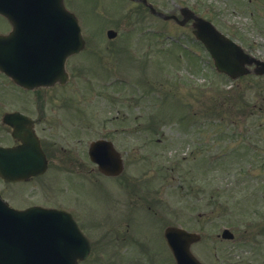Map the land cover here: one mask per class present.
<instances>
[{
    "label": "rangeland",
    "instance_id": "obj_1",
    "mask_svg": "<svg viewBox=\"0 0 264 264\" xmlns=\"http://www.w3.org/2000/svg\"><path fill=\"white\" fill-rule=\"evenodd\" d=\"M149 1L176 14L178 6L197 3L199 14L211 17L219 30L264 55V0ZM71 2L83 26L98 34L103 30V42H89L87 51L103 56L108 76L83 65L81 56L70 61V66L86 70L56 87L55 101L85 111L86 123L64 122L49 142L81 158V171L72 174L64 166H51L57 173L49 176L54 182L47 193L33 198L53 202L81 219L93 250L80 264H175L163 238L167 225L202 234L191 250L204 264H264V113L257 111L259 82L220 78L207 51L192 43L187 29L148 17L128 0ZM108 28L119 34L111 42L105 34ZM164 31L183 35L181 42L199 51V70H190L185 58L174 60V51L167 61L161 60L159 48H171ZM107 45L115 49L112 54ZM191 84H198L197 92ZM230 87L229 98L219 100L221 90ZM16 92L0 73V118L3 111L21 107ZM179 103L184 108L194 105L198 120L184 123L192 111L181 115ZM115 127L118 131L108 135ZM100 136L112 137L122 153L125 167L120 176L104 178L91 169L84 152ZM6 137L0 123V144L10 143ZM18 186L21 190V185L0 180V192L12 204L34 200L33 192L26 193L29 184L22 194ZM225 227L234 234L231 239L220 236ZM117 235L131 236L130 243L120 244L118 260L113 250Z\"/></svg>",
    "mask_w": 264,
    "mask_h": 264
},
{
    "label": "water",
    "instance_id": "obj_2",
    "mask_svg": "<svg viewBox=\"0 0 264 264\" xmlns=\"http://www.w3.org/2000/svg\"><path fill=\"white\" fill-rule=\"evenodd\" d=\"M9 11L24 14L39 11L40 14L35 16L49 19L46 29L55 30L57 34L65 33L70 40L55 47L27 46L19 42L16 23L13 22L8 35L0 34V70L26 88L65 82V59L79 51L84 42L75 15L65 9L63 0H0V13L9 14ZM157 14L163 18L174 17ZM195 20V34L211 52L216 67L231 75L243 73L241 67L247 61V55L208 21L199 17ZM114 35V31H108L109 37ZM22 117L17 112L4 116V121L13 127L12 135L21 141L12 147L0 146V177L8 181L39 174L46 167L38 139L29 127L19 124ZM105 143L95 141L91 144V158L105 173H119L121 160L112 165L107 153L99 154L97 151ZM108 167H113V171ZM164 236L177 264H202L190 250L191 243L200 238L197 233L168 226ZM223 236L232 237L228 230H224ZM66 241L68 244L65 246ZM88 253L89 243L70 213L36 206L17 210L0 197V264H77V260L84 259Z\"/></svg>",
    "mask_w": 264,
    "mask_h": 264
},
{
    "label": "flooded vegetation",
    "instance_id": "obj_3",
    "mask_svg": "<svg viewBox=\"0 0 264 264\" xmlns=\"http://www.w3.org/2000/svg\"><path fill=\"white\" fill-rule=\"evenodd\" d=\"M146 1L147 2H145V3L141 2V1H133V0L129 1V2L133 3V5H136L137 7L141 8L142 10H145L144 12H146L148 14V17L152 16L158 20H161L166 25L173 26L174 28L187 29L190 33V36L192 37V43H195L197 48H199V46H202L204 48L203 44L194 35V31H195L194 16L192 14L184 11L183 18L181 15H179L178 20H175L172 18L163 19V18L159 17L157 14H154L152 12L151 8H149V4L150 3L153 4V3L150 2L149 0H146ZM63 2H64V6L68 10L72 11L71 0H63ZM198 6L199 5L197 3L192 4L191 7L186 6V5L178 6V12L180 13L181 7L182 8L186 7L189 11L193 12L195 14V16L205 18L206 20L210 21L215 26L214 20L211 19V17H209L208 15L203 16L204 14L203 15L199 14L198 10L196 9ZM157 10H159V9H157ZM208 10H209V8H208ZM159 11H161V10H159ZM9 12H10L9 14H0V34L8 35L13 29V22H15L16 27H17L18 40H19V42H22L23 44H25L27 46L40 45L43 47L44 46H48V47L54 46L55 47L56 45L62 46L63 43H67V41L70 40L69 37L65 33L59 32V34H57L55 31L52 32L50 30H46L45 25H46L47 21H49V19L47 17H34V16H31L30 14H24L23 12H15V11H9ZM163 12H165L166 14H176V13H174V11H169L166 9H164ZM37 13L40 14L39 12H37ZM74 13L77 15V18H78V21L80 24V28H81V36H82L84 42H83L82 48L79 51L75 52L74 54L68 56L65 59L64 69L68 75L67 81L65 83L56 82V83L49 85V86H40V87H36V88H32V89H27V88H24L22 86H19V85H16L13 83L16 86L17 90L20 91V92H16V93L19 94V96H17V101L19 102L18 105H21V107L17 108V109L3 111L1 118H0L1 126H2L3 130L5 131L6 135L8 136V137H6V139L10 142V143H4L3 144L4 146H13V145L20 144V140L13 137V135H12L13 134V127L11 125H9L6 121H4V116L7 113L17 112L23 116L22 118H19V124L22 127H29L30 130L35 134L36 138L38 139L39 146H40V148L44 154L45 160H46V167H45L44 171L39 173V174L31 175V176L26 177L25 179L15 181V182H9V181L0 179L5 184H10L11 186L21 185L22 186L21 190L24 188V185L29 184L30 188L26 193L33 192V194L30 196V198H31V200L32 199H34V200H32L31 202L24 204V205H22L24 202L18 206L12 204L0 192L1 197L3 199H5V201L10 206L18 208V209H25V208L33 206V205H38V206H42V207H56V208H60V209H65L62 206L55 205V203H53V202L44 201L43 199L33 198V197L48 192V188L51 186V182L53 181L49 177L50 174H56L57 175V173H55L54 171H50L51 166H53V167L64 166L72 174H79L81 171L82 159L79 157H76L75 154H72L70 152V150L65 149L63 146L58 147V149H60V150H58L55 141L49 142V137L50 136L53 137L55 134H58L57 130L62 128L61 126L63 125L64 122L68 123V122L72 121L73 119H78L81 122V124L84 125L86 123V113H85V111H81L79 109V107H77V106L56 104L55 88L65 86L70 81V78L73 75H76L78 77H82L84 75L83 71L86 70L85 67L82 68L81 66H79L77 68L74 64L72 66H70V61L73 58H76L78 56L83 57V65H87V66H89V68L92 67L91 70L94 69L95 73H97L96 72L97 69L99 71L103 70V72H104L103 75H105L107 77L108 72L104 71L106 62H105L103 56H102V59L100 58V56H98V53L95 50V47H93L92 50L93 51L95 50V54H97V56L96 55L91 56L92 54L87 51V49L89 47V42H92L95 44L103 42L102 41L103 36H104L103 30L100 28L101 31L99 34L97 32L90 31L88 29L89 28L88 26L82 25L81 18L79 17V15L76 12H74ZM9 16H11V17H9ZM233 26L239 27L238 25H233ZM233 26H230V27H233ZM108 29H110V28H108ZM108 29H106V31ZM106 31H105V34H106ZM219 31L222 32L223 34H225L230 39L234 40L230 35L226 34L225 32H223L221 30H219ZM163 33H164L163 37H165L166 40H169L171 43H174L176 45L172 46L170 48L171 49L170 52H169V49L167 51L166 46L162 45L159 48V51L161 52V54L163 56L161 58V60L167 61L169 54L173 50L174 51L176 50V56L173 57L174 60H176L179 63V62H182L183 58H185L186 64L188 65L190 70L195 72L197 70V67L199 70V66H198L199 59H200L199 51L197 49L192 48L190 45L181 42V39L184 38L183 35H181L179 37H175L174 35L168 33L167 31H164ZM118 35L119 34L117 32L116 35L113 36V38L109 39V42L113 41L112 39L117 38ZM234 41L237 42L240 46H242L244 51L250 56L249 57L250 63H246L242 67V70H244V73L240 76L232 78L229 75H227L226 73H223V72L216 70L214 67V64H213V60L207 51V53H208V55L212 61V62H210V65H212L214 73L224 80H230V81L236 82V81L248 78V79H255L257 82H259V86H260L261 91H260L259 98L257 101V103H258L257 111L260 114H263L264 113V92H263L264 91V55L263 54L260 55L259 53H257L254 50V48H251L249 46L244 47L238 41H236V40H234ZM106 49L108 50L107 51L108 54H112L113 51H115V49H111L108 45L106 46ZM123 50H121V51H123ZM121 51H120V54H121ZM118 52L119 51H117L118 57L117 56L115 57V61H117L119 59V53ZM84 54H87V56L84 57L83 56ZM147 57H150V55L144 56V59H147ZM91 58L94 59L95 61H91L90 60ZM191 66H193V67H191ZM118 69H119V67H117V71H118ZM114 73H116V72H114ZM24 94H27V96L23 97ZM254 106H255V104H254ZM115 119H117V116H115ZM75 122H77V120H75L74 123ZM81 128H84V126ZM117 131H118L117 127L112 128V132L109 133L108 135H114V133H116ZM96 139H106L107 141H110V145H108V149H106V151L109 152L111 157H113L115 164L117 163V161L119 162V158H122V170L118 175H107V174L101 172L100 169L98 168L97 164L93 163L90 160L89 153H88L89 144L91 141L96 140ZM93 140H91L88 143V146L86 145V149L84 152L85 156H87V160L91 161L93 164V166H91V169L94 170L98 175H100L101 177H104V178H111V177L114 178V177L120 176L124 170L125 162H124V158L122 156V153L115 147L114 142H113V138L112 137L108 138L107 136H100V137H97ZM107 164L109 166H111V163H107ZM77 165H78V167H77ZM108 169H112V171H113L114 168L108 167ZM60 172H58V174ZM34 188H36L37 190H34ZM19 189H20V186L17 187V191L22 194V191ZM20 197H22V195H20ZM25 201H26V198H25ZM51 203H53V204H51ZM65 210H67V209H65ZM70 212L74 215L75 220L77 221L80 230L82 231L84 237L87 239V241L89 243V253L86 256V258L78 261V264H80L81 262L87 260L89 258V256L91 255L92 250H93V240H92L91 234L89 233L87 228H85L83 226L81 219H79L72 211H70ZM87 220H89V218H87ZM95 221H98V219H96ZM163 238H164V236H163ZM113 241L118 242V245L116 247L113 244V246H114L113 250L116 253V259L118 260V248H119L120 244L125 245V242L130 243L131 236L127 235V236H124V237L119 239V236L117 235L113 238ZM164 241H165V239H164ZM162 245H163V241L160 238V244L157 243V246L161 247ZM152 246L154 247L155 245L152 244ZM120 261L123 262V260H120Z\"/></svg>",
    "mask_w": 264,
    "mask_h": 264
}]
</instances>
